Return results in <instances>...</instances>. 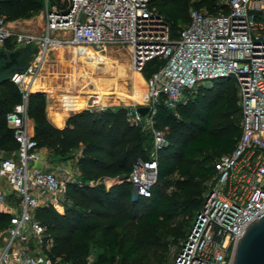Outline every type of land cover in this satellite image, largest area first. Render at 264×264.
Instances as JSON below:
<instances>
[{"label": "built area", "instance_id": "obj_1", "mask_svg": "<svg viewBox=\"0 0 264 264\" xmlns=\"http://www.w3.org/2000/svg\"><path fill=\"white\" fill-rule=\"evenodd\" d=\"M149 0H52L41 7L40 29H13L0 16V47L33 43L35 52L24 72L12 81L19 98L4 113L15 148H0V209L8 213L0 244V264H72L47 251L51 240L33 209L69 204L65 181L56 168L41 162V150L28 131L27 87L19 80L33 73L51 46L65 44L126 46L132 67L151 57L162 62L146 78L147 111L125 106V118L146 129L152 150L164 143L163 129L151 124L154 103L170 108L198 84L231 76L239 107V132L229 151L212 162L213 172L188 230L178 240L172 264H230L244 226L264 213V0H224L225 9L189 8L187 21L173 37ZM56 31L66 35H56ZM88 107H102L91 97ZM156 178L155 154L136 156L127 173L134 195L148 196Z\"/></svg>", "mask_w": 264, "mask_h": 264}, {"label": "trees", "instance_id": "obj_2", "mask_svg": "<svg viewBox=\"0 0 264 264\" xmlns=\"http://www.w3.org/2000/svg\"><path fill=\"white\" fill-rule=\"evenodd\" d=\"M41 5L42 0H0V16L4 20L26 17ZM148 5L161 15L170 37L186 23L190 6L197 9L203 6L206 12L215 11L214 0H149ZM219 7L224 10L226 6L222 3ZM161 62L162 59L157 57L146 59L139 68L141 75L147 78ZM99 63L103 73L116 70L109 62ZM79 81L75 79V82ZM210 83L198 84L193 91H186L184 100L178 101L173 108L166 107L160 97L154 103L151 124L163 129L165 141L155 152L156 178L148 196L132 195L127 173L136 156L148 155L149 133L126 120L124 106L82 107L72 111L84 104L75 99L61 107V112H54L53 121L57 123L60 115L72 111L57 127L45 116L43 92H27L26 116L32 120L31 134L36 144L64 155L75 146L79 148L74 159L78 177L66 180L64 185L69 204L64 203L61 211L50 204H40L33 209V217L44 225V233L51 240L47 251L51 257L80 264L84 242L93 236L95 242L105 246L111 255L114 228L131 221L141 224L165 221L166 213L174 212L172 193L165 191L167 186L176 183L182 190L188 186L186 177L176 178L173 183L166 179L173 169L184 174L179 161L173 164L175 157H197L194 173L201 177L213 172L207 152L213 150L220 154L232 148L239 132V107L233 103L236 88L231 76L219 77ZM213 87L226 92L218 107L226 108L228 114V120L216 128L212 126L217 100L210 96ZM18 98L19 89L11 80L0 82V148L5 153L12 151L16 142L11 128L4 122V113ZM236 111L237 115H234ZM104 178H110L107 185L102 181ZM199 203L195 200L183 208L190 210ZM7 220L8 213L0 211L2 227ZM136 251L134 242H124L120 246V258L131 264Z\"/></svg>", "mask_w": 264, "mask_h": 264}, {"label": "rangeland", "instance_id": "obj_3", "mask_svg": "<svg viewBox=\"0 0 264 264\" xmlns=\"http://www.w3.org/2000/svg\"><path fill=\"white\" fill-rule=\"evenodd\" d=\"M45 1L48 4L52 2V0H42L41 7L43 6V3ZM223 1L224 0H214L215 11L218 10L219 6L223 3ZM41 7L31 15L33 16L36 15L37 19H41V11H40ZM189 8H192V6H190ZM198 9L202 11H206V9L203 6H200ZM32 19L34 20L35 17H32ZM39 24H40L39 22L36 23L34 30L37 31L40 29ZM105 46H106V50L108 51V55L113 59H118L119 64H122L124 61H126V65H127L126 69L128 70L129 69L128 48L126 46H121L116 44H108ZM98 48L99 49L97 50V52H102L103 48L102 49H100L101 47ZM93 53L96 54V52ZM61 58L67 59L65 51H63V48H58V47L49 48L46 53L45 65L43 68L39 69L38 72L39 75L44 78H42V80L37 82H41V81L42 82L43 81L75 82V79L78 75L77 71L74 69L72 65L65 64L62 61H59ZM36 67L37 66H35V68ZM35 68L33 69V73L35 71ZM137 70L140 73L139 69ZM86 72L89 73L90 75H98L100 73V63L99 62L94 63L92 61H89V67L87 68ZM123 73H124L123 71L117 70L115 74L116 76L115 81L116 83L122 85L126 91H129L130 90L129 79L127 77L124 79L119 78ZM106 75H110V74L107 73ZM99 79H101V77H99ZM139 80L141 82L144 81L143 89L144 91H147L146 78L140 75ZM37 82L33 86H31L30 83H27L24 86L27 87L28 90H32L35 88L40 89L41 87H37ZM210 84L211 83H208L206 85H210ZM43 88H45L44 83H43ZM194 88L195 87H193L189 92L193 91ZM225 93L226 92L218 91L216 87H213V89L210 91V96H212L213 98L217 97L215 112L213 114V120H212V126L214 128L218 127L219 125L225 123L228 120V114L226 113V108L218 107L219 103H221V101L225 97L226 95ZM86 94L87 96L85 97L84 104L81 107L76 108L72 111L78 110L82 107H88L89 105H91L90 99L91 97H94L93 95H91L93 94V91H90ZM77 97L78 95L65 94V95H61L58 100L60 99L64 100L67 106L71 104L72 100H74L75 98L77 99ZM183 100L184 98L180 101ZM146 101H147L146 98L141 100L129 99L128 101H121L112 96L110 98H104L103 101L101 100L100 103L99 102L96 103L102 106L120 105L125 107L126 105L136 106L137 104H145ZM233 103L234 105L238 104L237 97H234ZM170 108H173V106ZM72 111H68L66 113H70ZM234 115H237V111L235 112ZM28 118L29 117H27V126H28ZM189 131L192 132L193 130L190 129ZM148 143L149 145L147 148V152L148 154L154 155L156 150L155 152L152 150L150 135H149ZM39 147L41 150L42 164L50 166L53 169L56 168L58 172V176L60 178H64L67 176L66 170L70 172V176L72 178L78 177V171L74 164L75 155L78 154L79 152L78 146L71 148L69 152L65 154L67 156H65L64 154L53 153L50 151L48 147L44 145H39ZM207 153L210 154L211 162H213V160L219 155L217 151H213V150H210ZM197 159H198L197 157H193V158L187 157L183 159H180V157H175L172 160L173 164L179 161V164L181 165V170L184 171V174H178V170L173 169L172 172L166 178L168 183H173L176 180V178L181 179L186 177L185 183H187L188 186L185 190L176 187L175 185L176 183L167 186L165 191L167 193H172V199H173L172 202L174 206V210L172 211L174 212L166 213L167 218L165 219V221H160L155 223L153 222L147 224H141L131 221L114 228L113 235L115 242L113 245V252L111 255L107 252L105 246L99 245L95 242L94 240L95 236L90 237L84 242L85 250L80 258V264H128V262L123 261L120 258V246L127 241L134 242L137 249L134 255L133 263L131 264H172V261L178 250V240L181 239V237L188 230L191 221L193 219L195 209L198 208L199 205L198 207H194L190 210H185L183 207L184 205L190 204L195 200L201 202L203 194L209 185V176L201 177L194 173V168ZM109 180L110 178L102 179L105 185L109 183ZM180 183L181 185L185 184L183 182ZM177 186H180V184H177ZM131 193L133 195L132 190ZM142 210L143 209L140 207L139 212H141ZM2 226L3 223L0 225L1 233H3Z\"/></svg>", "mask_w": 264, "mask_h": 264}, {"label": "water", "instance_id": "obj_4", "mask_svg": "<svg viewBox=\"0 0 264 264\" xmlns=\"http://www.w3.org/2000/svg\"><path fill=\"white\" fill-rule=\"evenodd\" d=\"M35 45L27 43L11 49L0 47V82L12 80L25 71L35 52ZM27 91H41L37 88ZM147 105L137 104L140 114ZM230 264H264V213L252 218L241 230L233 246Z\"/></svg>", "mask_w": 264, "mask_h": 264}, {"label": "bare ground", "instance_id": "obj_5", "mask_svg": "<svg viewBox=\"0 0 264 264\" xmlns=\"http://www.w3.org/2000/svg\"><path fill=\"white\" fill-rule=\"evenodd\" d=\"M55 34L64 36V35H66V32L56 31ZM54 47L63 48V51H65V54L67 56V59L61 58L59 61H62L65 64L72 65L74 67V69L79 72L77 77H76L80 80L79 82H82L84 84H86V83L92 84L93 94H91V95L94 96L96 102H99V103L101 102L100 96L97 93V91L95 90L98 85L101 84L102 87H111L115 90V88L113 86L107 85L104 82H115V78H116L115 74H116L117 70H121L124 72L121 75V77H119V78L124 79L127 77L129 79V81L131 82L130 83V90L127 91V93H126L127 100H129V99L141 100V99L146 98L147 93L143 89L144 81L141 82L139 80V77L141 74L138 72L137 69L132 67V65L130 64V61L128 62L129 69L128 70L126 69L127 65H126V61H125L122 66L116 68L115 72L113 73V75L111 77L112 80H110V81H108V78L104 75V73L101 70H100V73L98 75H90L89 73L86 72L87 68L89 67V61H92L94 63L98 62L97 56H100L104 60H108V61L110 60L109 59L110 57L108 55V51L106 50L105 45L100 48V49L103 48L102 52H97V50L99 48L95 47V46L75 45V44H71L69 42H67L65 44L54 45V46H51L50 48H54ZM93 52H96V54H94ZM45 61H46V54L36 64L37 67L35 68L34 73H32V74L24 73V74H21L19 76V80L21 81V83L23 85L30 83V85L33 86L37 81L42 80V78H44V77L40 76L38 72H39V69L44 67ZM99 77H101V79H99ZM115 91L117 93H121V92H118L117 90H115ZM86 93H88V92H86ZM86 96H87V94L84 95V98Z\"/></svg>", "mask_w": 264, "mask_h": 264}, {"label": "crops", "instance_id": "obj_6", "mask_svg": "<svg viewBox=\"0 0 264 264\" xmlns=\"http://www.w3.org/2000/svg\"><path fill=\"white\" fill-rule=\"evenodd\" d=\"M32 17H35L33 20ZM39 22L41 23V19H37L36 15H29L26 17H16L13 19H5L6 25L13 29H20V30H27V31H36L34 30L36 23ZM40 25V24H39ZM110 57V56H109ZM110 60H104L100 56H97L98 62H109L115 66V69L117 67H120L124 64H119L118 59H113L112 57L109 58ZM79 72L77 71V74ZM114 73V72H113ZM113 73H109L110 75H106L107 73L104 72V75L108 78V81L112 80V75ZM43 83L45 84V88H43ZM107 85H111L117 90V93L113 88L111 87H102L101 84L96 87V91L100 96V100L103 101L104 98H110L114 97L118 100L121 101H128L127 100V91L123 88L122 85L115 82H104ZM131 83V82H129ZM37 87H41L39 90L43 92L44 94V113L47 119L55 126L60 127L63 122L65 117L69 113H64L60 115V120L59 122H54L53 117H55L54 112H61L62 109L61 107H66V103L64 100L59 99L61 95L65 94H74L78 95L77 99L84 101V95H86V92L92 91V84L91 83H82V82H72V81H41L37 82ZM87 89V90H86ZM90 89V90H89ZM109 93V94H108ZM111 93V94H110ZM76 99V98H75ZM74 99V100H75ZM73 100L71 101V103ZM28 131L31 133L32 131V120L28 118ZM0 211H2L0 209ZM4 237V232H0V244L3 241Z\"/></svg>", "mask_w": 264, "mask_h": 264}]
</instances>
